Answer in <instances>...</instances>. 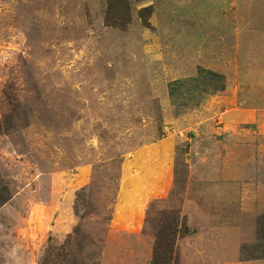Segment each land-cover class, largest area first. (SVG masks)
I'll return each mask as SVG.
<instances>
[{
	"label": "rangeland",
	"instance_id": "obj_1",
	"mask_svg": "<svg viewBox=\"0 0 264 264\" xmlns=\"http://www.w3.org/2000/svg\"><path fill=\"white\" fill-rule=\"evenodd\" d=\"M262 12L264 0H0V264H154L174 219L177 264H264V184L251 180L245 211L234 183L231 209L229 104L194 76L204 59L256 66ZM170 132L183 136L168 194L139 231L115 228L125 166Z\"/></svg>",
	"mask_w": 264,
	"mask_h": 264
},
{
	"label": "crops",
	"instance_id": "obj_2",
	"mask_svg": "<svg viewBox=\"0 0 264 264\" xmlns=\"http://www.w3.org/2000/svg\"><path fill=\"white\" fill-rule=\"evenodd\" d=\"M226 17L228 18L227 15ZM258 17L264 19V12ZM220 29H223L221 25L218 26V30ZM254 52L257 64L254 67L243 64L244 68L233 71L237 65L232 66L228 58L223 63L212 64L204 59L194 74L196 77L207 74L218 80L220 87L213 92L219 93L216 97L220 99L221 106L229 104L228 109L221 112L220 128L226 130L229 127V146L224 156L229 159L231 209H234L235 183L243 187L241 195L245 211L252 202L248 201V196L253 195L254 189L251 180L261 179L264 184V48H254ZM241 61L245 62L246 58ZM181 83L183 82L179 80L170 82L172 92L169 90V93L173 94ZM197 127L194 126L193 131H198ZM181 136L183 134L170 132L132 154L129 165L125 166L112 219L115 228L128 232L139 231L146 205L151 200L164 198L168 194L173 183V164L177 158ZM197 144L198 138L188 142V150L185 152L187 160L190 156L201 157ZM239 226V221L234 222V217H231V241Z\"/></svg>",
	"mask_w": 264,
	"mask_h": 264
},
{
	"label": "trees",
	"instance_id": "obj_3",
	"mask_svg": "<svg viewBox=\"0 0 264 264\" xmlns=\"http://www.w3.org/2000/svg\"><path fill=\"white\" fill-rule=\"evenodd\" d=\"M144 11H149V8H144ZM107 20L110 21V13L107 15ZM119 21V20H118ZM127 21L116 22L113 21L112 25L123 26ZM168 84L169 90L172 92ZM170 94L172 95V93ZM174 94V93H173ZM183 225V223H182ZM181 221L174 219L171 223H163L161 229L157 233L156 244L154 247V264H177L178 253L176 252V241L181 233Z\"/></svg>",
	"mask_w": 264,
	"mask_h": 264
}]
</instances>
